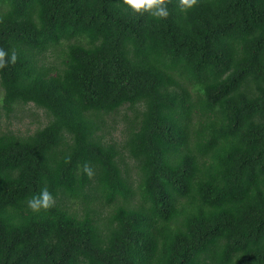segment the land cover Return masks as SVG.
Instances as JSON below:
<instances>
[{
	"label": "trees",
	"instance_id": "16d2710c",
	"mask_svg": "<svg viewBox=\"0 0 264 264\" xmlns=\"http://www.w3.org/2000/svg\"><path fill=\"white\" fill-rule=\"evenodd\" d=\"M167 7L0 0V264H264V0Z\"/></svg>",
	"mask_w": 264,
	"mask_h": 264
},
{
	"label": "clouds",
	"instance_id": "9594fccd",
	"mask_svg": "<svg viewBox=\"0 0 264 264\" xmlns=\"http://www.w3.org/2000/svg\"><path fill=\"white\" fill-rule=\"evenodd\" d=\"M123 2L134 12L140 13L141 15L148 13L158 19H166L169 15L167 6L171 0H123ZM197 4L198 0H179L181 11H187ZM7 56L8 53L0 48V69L7 67L9 63H16L17 55L15 52H12L10 60L7 59ZM83 171L89 179L93 178L94 170L88 164L84 165ZM55 203V198L45 187L41 189L39 194L34 195L28 201V207L33 212H40L41 210L47 211L53 208Z\"/></svg>",
	"mask_w": 264,
	"mask_h": 264
},
{
	"label": "rangeland",
	"instance_id": "374dc122",
	"mask_svg": "<svg viewBox=\"0 0 264 264\" xmlns=\"http://www.w3.org/2000/svg\"><path fill=\"white\" fill-rule=\"evenodd\" d=\"M29 110H31V108ZM36 112H37L36 113L37 119L38 120L43 119L44 114H41L40 110H36ZM19 113L20 112H15L16 115H18ZM30 120H32V122H29ZM10 122H11V127L19 128L20 130H22L24 127L32 128L35 125L34 118L30 116L26 111H23L21 113V116H19L18 118H11ZM114 135L115 136L117 135L116 132L114 133Z\"/></svg>",
	"mask_w": 264,
	"mask_h": 264
}]
</instances>
